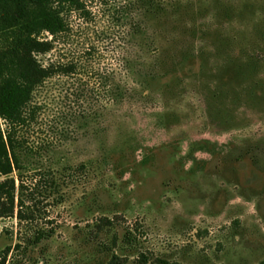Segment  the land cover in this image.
Returning a JSON list of instances; mask_svg holds the SVG:
<instances>
[{
    "label": "rangeland",
    "instance_id": "obj_1",
    "mask_svg": "<svg viewBox=\"0 0 264 264\" xmlns=\"http://www.w3.org/2000/svg\"><path fill=\"white\" fill-rule=\"evenodd\" d=\"M83 1L59 49L88 73L46 83L18 135L11 178L48 185L35 221L0 220V263L264 264V0Z\"/></svg>",
    "mask_w": 264,
    "mask_h": 264
},
{
    "label": "trees",
    "instance_id": "obj_2",
    "mask_svg": "<svg viewBox=\"0 0 264 264\" xmlns=\"http://www.w3.org/2000/svg\"><path fill=\"white\" fill-rule=\"evenodd\" d=\"M73 19L91 20V13L83 0H0V116L7 126L8 138V145L0 146V174L6 177L0 183V220L17 218L21 223L36 220V195L46 174L37 173L33 187L23 177L19 178L18 186L11 178L15 170H26L19 155L20 149L25 148L18 135L42 112L43 103H39L37 97L46 83L55 79L74 80L88 73L82 61L60 55L61 43L73 36ZM92 49L85 54L92 56ZM54 52L60 56L56 54L46 63L39 61ZM113 77L104 78L107 105L125 98V93L113 83ZM82 93L80 91L77 95L78 100L82 99ZM43 185L47 190L48 183ZM49 189L59 195L58 202L62 203L64 196L59 192L60 186L52 181ZM54 235V229L39 230L29 239V244L37 247ZM123 242L132 247L136 239L127 232ZM9 252L10 249L6 255ZM141 258L138 263H146L145 257ZM0 264H6V259ZM110 264L120 263L113 257ZM159 264L169 263L160 261Z\"/></svg>",
    "mask_w": 264,
    "mask_h": 264
}]
</instances>
